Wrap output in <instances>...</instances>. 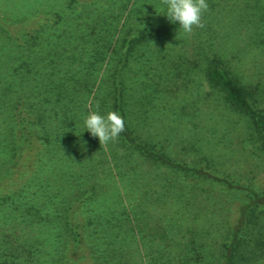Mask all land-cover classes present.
I'll return each mask as SVG.
<instances>
[{"label": "trees", "instance_id": "obj_1", "mask_svg": "<svg viewBox=\"0 0 264 264\" xmlns=\"http://www.w3.org/2000/svg\"><path fill=\"white\" fill-rule=\"evenodd\" d=\"M49 17L57 21L60 14L55 12ZM106 20L104 15L102 24H97L101 25L98 30L96 23L87 22L84 29L71 26L65 34L46 37L43 28L25 30L21 43L15 42L16 36L0 20V49L7 55L2 62L0 54L4 63L0 69V154L9 164L0 173V229L8 226L5 229L14 231L12 224L20 217L19 224L31 230L37 226L38 233L44 235L26 240L24 231L16 235L1 232L0 264H130L119 234L126 230L117 217H104L105 224L96 229L93 226L96 212L92 214V208L85 207L87 193L66 201L59 191L45 190L56 166V153L59 152V161L68 158L65 161L70 166L69 163H79L85 147L93 148L91 135L86 136L90 139L82 140L84 133H88L83 120L93 111L101 115L115 111L123 117L125 130L109 149L112 154L120 147L125 163L132 158L141 160L194 184L207 181L242 193L233 224L215 252L206 254L201 241L188 238L182 243V255L178 254L176 259L158 260L150 255L141 264H252L256 255H264V190L216 175L205 156L191 162L174 158L159 140L143 135L146 115L154 108L152 104L148 108L151 98L160 93V88L151 87L145 67L153 51L154 36L150 32L153 28L135 23L113 38L109 29L103 28ZM258 21L264 35V5L258 8ZM62 37L68 40L65 44H60ZM76 41L79 43L75 44ZM39 47L41 51L36 50ZM201 69L208 86L230 110L245 118L256 147L254 152L264 165V108L257 106L259 88L242 83L216 54L206 58ZM158 77L154 84L160 86L163 75L159 73ZM93 87L96 88L93 94L87 96ZM43 156L46 159L34 169L35 176L32 174L36 182H32V176L27 178L28 184L45 190V200L40 206L22 186L4 189L7 180L21 176ZM40 172L43 176L47 173V177H41ZM55 176L54 172L53 179ZM112 218L114 226L109 223ZM111 229L120 237L111 239Z\"/></svg>", "mask_w": 264, "mask_h": 264}, {"label": "rangeland", "instance_id": "obj_2", "mask_svg": "<svg viewBox=\"0 0 264 264\" xmlns=\"http://www.w3.org/2000/svg\"><path fill=\"white\" fill-rule=\"evenodd\" d=\"M206 2L209 10L202 17L205 27L194 28L191 34L180 31L179 22L168 21L164 15L166 6L161 0H75L74 3L70 0H0V20L8 26L11 35L16 36L17 43L25 37V30L36 31L39 27L43 28L45 37L65 34L71 26L84 29L89 23H96L98 30L101 25L97 24H102L104 15L107 20L103 28H108L113 38L135 23L147 28L150 25L153 51L145 67L151 87L160 88V93L151 98L148 108L151 104L154 108L146 115L141 129L143 135L159 140L174 158L191 162L205 156L216 175L264 190V165L254 152L256 147L245 118L228 108L221 96L208 86L201 71L206 58L218 55L242 83L259 88L257 106L264 108V35L258 21V8L264 5V0ZM55 12L60 14L57 21L49 19ZM67 41L62 37L60 44ZM36 50L41 51L40 47ZM0 51L3 62L7 55L3 49ZM2 62L0 69L4 67ZM159 73L163 75L160 81L163 87L154 84L159 81ZM96 84L93 85L98 87ZM95 87L87 96L91 97ZM84 134L82 140L90 139L86 137L91 135L89 132ZM78 139L81 141V137ZM90 140L94 141L93 148L85 147L77 164L67 165L66 157L59 161V152L56 153V166L50 185L45 188L48 193L59 191L66 201L87 193L85 207L92 208V214L96 212L93 221L96 229L103 227L106 218L117 217L126 230L122 234L119 229V234L126 243V260H130V264H141L150 255L157 259H176L178 254L182 255V243L188 238L201 241L206 254L215 252L233 224L236 206L242 200L240 191L226 190L220 184L207 181L194 184L164 168L158 169L133 158L125 163L120 147L111 154L112 142L101 146L96 138ZM44 159L45 156L21 176L7 180L4 189L22 186L40 206L45 200V190L34 188L32 184L36 182L34 169ZM5 160L0 154V173L9 165ZM31 176L33 183L28 184L27 178ZM43 177H47V173ZM114 218L109 222L112 226ZM19 220L20 217L12 224L14 231L4 226L0 233L16 235L24 231L26 240L44 236L38 233L37 226L31 230L19 224ZM111 233V239L120 237L114 230ZM118 242L113 241V244L118 246ZM252 264H264V255H256Z\"/></svg>", "mask_w": 264, "mask_h": 264}, {"label": "clouds", "instance_id": "obj_3", "mask_svg": "<svg viewBox=\"0 0 264 264\" xmlns=\"http://www.w3.org/2000/svg\"><path fill=\"white\" fill-rule=\"evenodd\" d=\"M166 6L165 16L170 23L179 22L180 31L191 34L194 28H204L202 17L209 10L206 0H161ZM99 109V105H97ZM83 126L92 137L98 138L101 146L115 142L125 130L123 117L115 111L101 115L98 111L90 112L83 120Z\"/></svg>", "mask_w": 264, "mask_h": 264}]
</instances>
